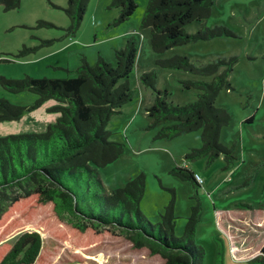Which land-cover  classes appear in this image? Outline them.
Returning a JSON list of instances; mask_svg holds the SVG:
<instances>
[{
    "label": "rangeland",
    "instance_id": "1",
    "mask_svg": "<svg viewBox=\"0 0 264 264\" xmlns=\"http://www.w3.org/2000/svg\"><path fill=\"white\" fill-rule=\"evenodd\" d=\"M112 0H90L75 36H68L70 18L63 7L67 0H22L19 7L6 10L0 5V76L22 78H64L76 75L85 56L95 64L99 54L115 61V49L135 36L139 43L137 65L130 76L133 100L112 117L108 128L113 139L126 143L124 154L100 169L108 190L125 185L128 179L145 172L146 193L141 209L154 224L176 194L175 233L182 236L193 207H199L195 241L205 250L204 264H257L251 260L264 245V0H214L208 27L224 26L232 36L197 40L170 48L163 54L153 51L149 29L140 27L148 0H137L138 8L124 23L114 25L120 8ZM54 26H39V21ZM198 20L187 26L189 32L201 27ZM50 41V42H46ZM24 48L31 49L20 55ZM187 55L196 63L218 57L236 58L230 75L233 89H223L216 105L226 108L231 122L222 129L221 142L233 148V156L221 154L211 163L207 157L187 159L191 147L202 144L201 130L174 139H155L156 129L146 107L154 91L141 82L144 71L157 73V87L168 89V100L185 104L197 98V91L186 90L183 78L197 76L156 64L159 57ZM9 60V61H8ZM225 67V66H224ZM224 67L221 69L223 70ZM0 98L17 105H31L37 95L30 91L12 93L0 85ZM55 100L26 112L21 119L0 122V136L43 132L57 114L49 112ZM190 166L204 179L197 185L172 171ZM233 215H235L233 217ZM27 229H36L44 238L35 264H164L161 254L134 243L119 231L95 234L76 232V239L64 238L63 230L74 231L60 221L53 206L38 209L35 220L1 234L0 244L11 243ZM57 230L53 235L52 230Z\"/></svg>",
    "mask_w": 264,
    "mask_h": 264
},
{
    "label": "trees",
    "instance_id": "2",
    "mask_svg": "<svg viewBox=\"0 0 264 264\" xmlns=\"http://www.w3.org/2000/svg\"><path fill=\"white\" fill-rule=\"evenodd\" d=\"M21 1L0 0V5L8 10L19 7ZM89 2L67 0L63 8L70 18L68 36H75L80 29ZM213 3L214 0H148L140 27L150 30L152 49L159 54L192 41L232 36L224 26L211 28L203 23L211 16ZM111 5L120 8L114 25L124 23L138 8L137 0H112ZM194 20L202 23L201 27L189 32L187 26ZM38 25L54 26L45 20ZM29 51L24 48L20 55ZM138 52V40L132 36L115 49L114 62L99 54L97 62L91 64L83 56L74 76H0V85L7 91L37 95L33 104L24 106L0 98V122L19 120L51 99L57 104L48 111L59 114L43 132L0 136V236L35 220L38 209L50 204L58 219L74 229L63 230L64 238L76 239V232L100 235L119 231L135 247H147L152 254H161L166 259L164 264H204L205 250L195 241L199 207H193L184 234L178 236L174 190L160 213L161 220L154 224L141 209L147 186L145 172L111 192L100 174L101 168L115 162L126 150L125 142L113 139L108 125L133 100L129 79L137 65ZM235 62V57H218L203 63H196L187 55L159 57L158 66L197 76L180 80L184 89L197 91V98L185 104L169 101V90L157 87V73L144 71L141 82L154 91L146 112L150 120L147 129L157 130L155 139L170 140L201 130V146L191 147L185 158L207 157L211 163L225 154L234 159L233 148L221 142L222 129L232 116L226 108L217 106L216 100L223 89H233L230 75ZM172 172L201 185L195 178L198 172L190 166H177ZM56 232L52 230L51 235ZM43 246L41 232L24 230L13 242L0 244V264H35ZM251 261L264 264V245Z\"/></svg>",
    "mask_w": 264,
    "mask_h": 264
},
{
    "label": "built area",
    "instance_id": "3",
    "mask_svg": "<svg viewBox=\"0 0 264 264\" xmlns=\"http://www.w3.org/2000/svg\"><path fill=\"white\" fill-rule=\"evenodd\" d=\"M195 178L200 184L204 183V179L202 178V176L199 173H196Z\"/></svg>",
    "mask_w": 264,
    "mask_h": 264
},
{
    "label": "crops",
    "instance_id": "4",
    "mask_svg": "<svg viewBox=\"0 0 264 264\" xmlns=\"http://www.w3.org/2000/svg\"><path fill=\"white\" fill-rule=\"evenodd\" d=\"M55 104H57V102H55ZM55 104H54V105H55ZM56 114H57V113H56ZM58 115H59V114H57L56 118L58 117ZM55 120H56V119H54V121H55ZM54 121H53V122H54ZM234 216H235V215H233V217H234Z\"/></svg>",
    "mask_w": 264,
    "mask_h": 264
}]
</instances>
